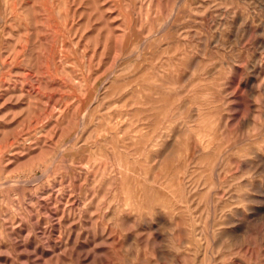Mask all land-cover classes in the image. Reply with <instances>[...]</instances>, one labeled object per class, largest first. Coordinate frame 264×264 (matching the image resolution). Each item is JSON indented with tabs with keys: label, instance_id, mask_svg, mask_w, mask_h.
Segmentation results:
<instances>
[{
	"label": "rangeland",
	"instance_id": "rangeland-1",
	"mask_svg": "<svg viewBox=\"0 0 264 264\" xmlns=\"http://www.w3.org/2000/svg\"><path fill=\"white\" fill-rule=\"evenodd\" d=\"M0 264H264V0H0Z\"/></svg>",
	"mask_w": 264,
	"mask_h": 264
}]
</instances>
